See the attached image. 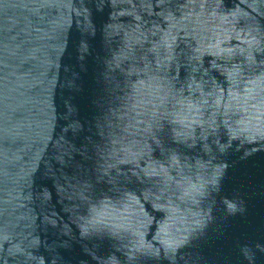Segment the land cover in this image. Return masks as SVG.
Listing matches in <instances>:
<instances>
[{"label":"water","instance_id":"obj_1","mask_svg":"<svg viewBox=\"0 0 264 264\" xmlns=\"http://www.w3.org/2000/svg\"><path fill=\"white\" fill-rule=\"evenodd\" d=\"M0 264H264V0H0Z\"/></svg>","mask_w":264,"mask_h":264}]
</instances>
